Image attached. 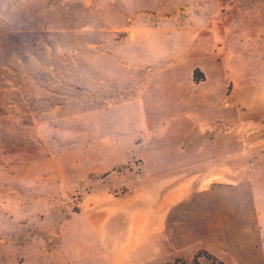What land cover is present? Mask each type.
<instances>
[{
	"label": "rangeland",
	"instance_id": "rangeland-1",
	"mask_svg": "<svg viewBox=\"0 0 264 264\" xmlns=\"http://www.w3.org/2000/svg\"><path fill=\"white\" fill-rule=\"evenodd\" d=\"M229 79L264 80V0H0V264L112 260L82 198L137 185L139 140L176 154ZM214 210L191 235L232 241Z\"/></svg>",
	"mask_w": 264,
	"mask_h": 264
},
{
	"label": "crops",
	"instance_id": "crops-1",
	"mask_svg": "<svg viewBox=\"0 0 264 264\" xmlns=\"http://www.w3.org/2000/svg\"><path fill=\"white\" fill-rule=\"evenodd\" d=\"M207 81L206 73L197 83L191 79L187 110L195 91L200 93L194 87ZM237 82L224 81L217 99L214 91L197 99L211 111L201 120L186 112L185 129L177 134L183 145L176 154L162 143L139 140L144 174L137 185L103 199L96 193L82 198L81 208L89 207L92 216L88 231L83 230L103 233L95 245L114 254L101 264H191L195 257L197 264H212L203 253L224 264H264V92L253 91L263 89L264 80ZM210 204L218 231L228 225L235 232L232 241L226 235L217 242H209L207 233L191 235L193 216L200 214L203 223L211 215Z\"/></svg>",
	"mask_w": 264,
	"mask_h": 264
},
{
	"label": "trees",
	"instance_id": "trees-1",
	"mask_svg": "<svg viewBox=\"0 0 264 264\" xmlns=\"http://www.w3.org/2000/svg\"><path fill=\"white\" fill-rule=\"evenodd\" d=\"M205 257H207L209 260H211L212 264H224L222 261L218 260L214 256L208 254V253H203Z\"/></svg>",
	"mask_w": 264,
	"mask_h": 264
}]
</instances>
